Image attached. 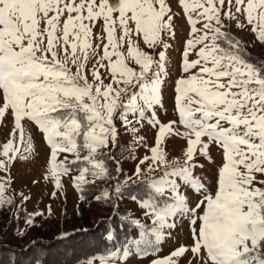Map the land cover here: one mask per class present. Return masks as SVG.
<instances>
[{
	"label": "snow or ice",
	"instance_id": "snow-or-ice-1",
	"mask_svg": "<svg viewBox=\"0 0 264 264\" xmlns=\"http://www.w3.org/2000/svg\"><path fill=\"white\" fill-rule=\"evenodd\" d=\"M176 8L172 0H0V126L12 122L0 143V211L12 207L18 217L30 199L21 191L16 202L11 169L34 156L35 125L48 148L43 179L53 199L64 193L63 177L81 201L90 190L96 202L122 199L132 186L142 191L130 196L143 217L127 221L136 236L96 257L100 264L134 256H151L148 264H264V60L248 52L264 47V0H176ZM180 18L187 32L177 47ZM167 88L174 118L162 121ZM145 125L155 131L151 146L139 135ZM121 130L147 148L123 181L116 150L137 157L120 145ZM173 139L184 143L169 159ZM206 166L211 177L196 174ZM42 215L26 213L25 224ZM185 221L191 243L159 256ZM114 232L106 239L115 244Z\"/></svg>",
	"mask_w": 264,
	"mask_h": 264
},
{
	"label": "rangeland",
	"instance_id": "rangeland-1",
	"mask_svg": "<svg viewBox=\"0 0 264 264\" xmlns=\"http://www.w3.org/2000/svg\"><path fill=\"white\" fill-rule=\"evenodd\" d=\"M172 5L174 11H180L176 8V0H172ZM183 14L181 13V17ZM177 47H179V42L184 39V36L187 32V25L183 18L177 19ZM235 32L236 30L233 29ZM237 35L246 43L251 44L253 37L250 34L237 32ZM250 50V54L253 56H259L258 60H264V55L261 56L264 50L259 43H256L253 46L248 47ZM171 59L173 61H178L179 56L178 53L173 52ZM173 75H175V68H173ZM172 97L173 93L171 88H167L164 92V104L167 108V112L161 110L159 115L162 121H167L168 119L174 118V113L172 112ZM7 126H0V143L4 142L8 133L11 130L12 122L11 117L7 120ZM33 141L35 145V154L33 157H30L28 160H17L12 169L11 175L13 177V185L14 194L16 196V202H20V198L18 193L21 191L30 197V199L22 205L19 216L16 217L13 213L12 217L16 222V231L12 237L13 242H17L20 244L31 243L33 238H36L37 234H33L30 232V228L25 224V214L26 213H34V212H42V216L35 217L34 225L42 226L43 228H52V227H60V229L65 232L70 231L73 228V225L79 224L82 218L80 216H88L90 220L102 219L106 216H109L112 212V208H115L113 205H118L117 208L123 209L126 211V218H140L143 221L141 209L138 208L137 202L133 201L127 195L131 196L129 192L130 189L125 191V195L122 199L114 200L112 202H96L92 199V190L89 191L87 195V199L84 201L80 200V194L74 189L72 186V182L69 177H63L64 184V193H57V198L53 199L50 193L54 190L53 184L50 181H45L43 179L44 173V165L48 156V148L45 142L42 139V134L38 131L35 125L31 126ZM139 135L145 137V143L148 146H151L154 143L155 131L151 129L149 126L145 125L143 129L140 131ZM183 141L179 139L169 140L167 142V150L169 152V159L172 157L178 156L180 154V148L183 146ZM120 145H130V151L132 154L137 157V159L129 158V151H124L123 155H121V151L119 149L116 150V158L120 160L122 174L121 181H123L124 177L132 175L136 164L138 163V159L142 158L147 153V148L138 144L132 143V137L126 134L123 130H121L120 136ZM212 155L216 157V149L213 147ZM203 162V161H202ZM207 171L201 173L197 170V175L208 176L211 177L212 169L211 166H206ZM110 168L115 175L114 165ZM75 174V173H73ZM33 181H38L37 183H33ZM116 183L115 180L110 181L109 183H99V189L110 187V185H114ZM181 191L185 192L191 202H195L197 196L191 191V189L182 188ZM94 194H99L98 190L94 191ZM91 201V203H89ZM48 205H51V214L48 212ZM116 208V209H117ZM12 207L6 208V210H11ZM20 233H23L21 235ZM130 234L132 236H136L137 230L132 226L130 230ZM179 242L191 243L188 226L186 221L184 223H177V227L172 230L171 238H165L159 245V256L167 255L171 250H173ZM105 254H94L88 257H82L77 264H87L89 259L93 260V264H100L96 257L106 255ZM151 256L140 259L135 256L132 257L128 264H148V260L151 259Z\"/></svg>",
	"mask_w": 264,
	"mask_h": 264
},
{
	"label": "trees",
	"instance_id": "trees-1",
	"mask_svg": "<svg viewBox=\"0 0 264 264\" xmlns=\"http://www.w3.org/2000/svg\"><path fill=\"white\" fill-rule=\"evenodd\" d=\"M261 50L263 56L264 50ZM129 192L131 195H142L138 186H132ZM116 208H112L109 216L95 221L88 216H80L81 222L73 225L68 232L60 227L43 228L34 225L30 232L37 236L27 244L12 241L17 228L12 217L13 210L0 211V264H77L82 257L105 254L122 242L132 227L127 222L129 219L126 218V211ZM113 229L115 244L106 239L108 231Z\"/></svg>",
	"mask_w": 264,
	"mask_h": 264
}]
</instances>
